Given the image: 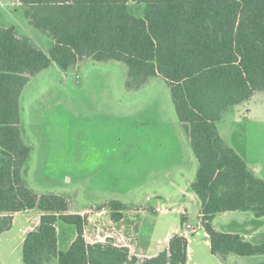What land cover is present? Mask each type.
<instances>
[{
  "label": "trees",
  "instance_id": "1",
  "mask_svg": "<svg viewBox=\"0 0 264 264\" xmlns=\"http://www.w3.org/2000/svg\"><path fill=\"white\" fill-rule=\"evenodd\" d=\"M28 22L52 39L48 53L13 27H0V235L15 214L36 210L37 228L22 242L23 264H187L188 241L173 235L151 258H138L111 239L87 243L88 215L72 212L63 196L32 192L22 179L30 148L21 137L19 97L28 81L56 65L73 69L86 59L127 67L126 85L140 89L161 77L197 162L191 191L210 253L221 259L264 256V241L214 230L224 212L264 217V179L220 137L217 123L234 106L264 93V0H9ZM119 222L128 208L111 201L96 208ZM73 225L66 251L57 246L56 223ZM183 219V227L185 225ZM264 264V261L259 263Z\"/></svg>",
  "mask_w": 264,
  "mask_h": 264
},
{
  "label": "rangeland",
  "instance_id": "2",
  "mask_svg": "<svg viewBox=\"0 0 264 264\" xmlns=\"http://www.w3.org/2000/svg\"><path fill=\"white\" fill-rule=\"evenodd\" d=\"M0 26H13L17 36L29 38L44 53L52 47L50 36L28 22L21 5L0 0ZM126 81L123 63L91 59L66 72L53 64L32 77L19 97L21 137L30 148L21 175L32 192L67 198L73 213L88 210V242L121 230L133 244L154 247L178 232L183 219L198 226L200 201L190 188L198 165L166 82L157 76L131 90ZM216 125L223 141L264 179V93L234 106ZM111 201L128 208L120 225L106 209L96 214ZM35 218L19 215L0 235V264H23L21 231L26 220ZM250 226L264 233V217L236 211L212 220L219 232L240 233ZM56 227L59 248L66 251L76 229L61 221ZM188 236V264L264 261L261 255L213 256L203 228Z\"/></svg>",
  "mask_w": 264,
  "mask_h": 264
},
{
  "label": "crops",
  "instance_id": "3",
  "mask_svg": "<svg viewBox=\"0 0 264 264\" xmlns=\"http://www.w3.org/2000/svg\"><path fill=\"white\" fill-rule=\"evenodd\" d=\"M4 1L10 2V4H18V5H20L18 2H15V1H9V0H4ZM5 28H9V27H5ZM14 30H15V28H14ZM15 33H16V30H15ZM75 213H77V214H79L81 216H84L85 214L88 213V210L76 211ZM101 213H103V211L102 212H99V213H96V214L100 215ZM22 214H26V215H29L30 214L32 216H34V214H35V217H36L35 220H33V221L30 220L28 222L26 220L27 225L25 227H23V229L21 231V237H22L21 238V241L23 242L24 237L26 236V234L29 233V232H31V231H33V230H35L37 228V226L39 224L40 213L38 211H36V210H29V211H23V212L17 213L13 217L12 225L15 223L16 218L19 215H22ZM27 218L28 217H26V219ZM199 219H200V214H199V211H198V220ZM88 221L91 222V214H89V213H88ZM120 221H119V224L118 225H120ZM56 231H57V246H58V250L59 251H62L59 248V245L60 244H59V239H58V229H57V227H56ZM85 231L86 230H84V238H85V240H86L87 243L104 242L107 239H111L116 246H121V247L128 248L130 254L133 255V256H136L138 258H151V257H154V256L158 255L160 252H162L167 247V244H168L169 239L173 236L172 234H167L166 237H165V241H166L165 243L158 242L157 244H155L154 247H151L148 244L147 245H143V246L142 245L141 246L138 245V243H136V242H134V244H133L131 238L129 236L126 237V234H124L123 231H121V230H117V231H114V232H111V233H107L103 237V239H101L100 241L91 242V240H92L91 239L90 242H88L87 241V236L85 234ZM224 233L238 234V235L242 236L245 240H248V241H250L252 243H260V242L264 241V233L260 232L258 229H255V228H253L251 226L249 228H243V229H241V232L240 233H238V232H224ZM175 234H180V235L184 236L187 239L188 243H189V238L190 237L188 235L190 233H187V235H185L184 234V227L180 228V230L178 232L174 233V235ZM206 237H207L206 244H208V246H209L208 236L206 235ZM74 238H72L70 240V242L67 244V249L69 248V246L73 242ZM209 248H210V246H209ZM189 261H190V249H189V246H188V261H187V264L189 263Z\"/></svg>",
  "mask_w": 264,
  "mask_h": 264
},
{
  "label": "built area",
  "instance_id": "4",
  "mask_svg": "<svg viewBox=\"0 0 264 264\" xmlns=\"http://www.w3.org/2000/svg\"><path fill=\"white\" fill-rule=\"evenodd\" d=\"M200 222L198 223V226L197 227H191V225L189 223H185L184 225V234L187 235V233H190V234H193V233H197V231L200 229V228H203L202 227V220H201V217H200Z\"/></svg>",
  "mask_w": 264,
  "mask_h": 264
}]
</instances>
